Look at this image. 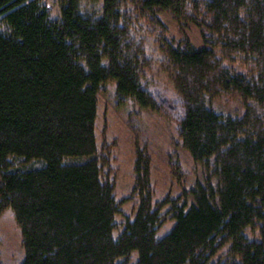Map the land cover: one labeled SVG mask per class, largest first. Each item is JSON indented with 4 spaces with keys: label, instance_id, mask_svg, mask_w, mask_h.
<instances>
[{
    "label": "trees",
    "instance_id": "obj_1",
    "mask_svg": "<svg viewBox=\"0 0 264 264\" xmlns=\"http://www.w3.org/2000/svg\"><path fill=\"white\" fill-rule=\"evenodd\" d=\"M79 1L53 18L46 0H0V215L20 227V264H264V0H103L99 16ZM111 81L120 105L177 125L204 182L159 198L138 147L117 198L96 136ZM219 98L245 109L225 115Z\"/></svg>",
    "mask_w": 264,
    "mask_h": 264
},
{
    "label": "rangeland",
    "instance_id": "obj_2",
    "mask_svg": "<svg viewBox=\"0 0 264 264\" xmlns=\"http://www.w3.org/2000/svg\"><path fill=\"white\" fill-rule=\"evenodd\" d=\"M103 3V0H80L79 9L83 13L99 16L103 14ZM46 4L51 17L61 16L60 0H46ZM162 19L170 29V38L182 37L177 22L169 14H163ZM185 33L195 45L203 44L201 33L195 25H188ZM148 77L171 90L168 75L161 67L148 73ZM115 87L116 81H111L102 86L99 92L96 136L100 149L108 150L110 147L112 170L109 168V171L111 178L116 181L117 198L121 200L128 196L135 183L133 170L138 147L146 149L152 158V182L159 198L183 194L198 181L204 182L206 174L183 147L177 125L139 105H120ZM213 107L218 112L232 116L240 115L245 109L242 101L231 102L226 98L216 100ZM134 203L130 199L122 206L125 214L130 217L133 216ZM117 219H120L119 215ZM172 225L171 221L162 225L158 235L166 234ZM23 255L21 230L12 210L8 209L0 215V264H20Z\"/></svg>",
    "mask_w": 264,
    "mask_h": 264
}]
</instances>
